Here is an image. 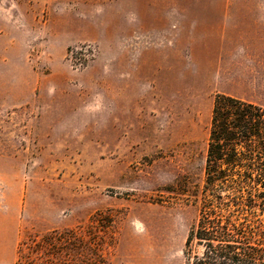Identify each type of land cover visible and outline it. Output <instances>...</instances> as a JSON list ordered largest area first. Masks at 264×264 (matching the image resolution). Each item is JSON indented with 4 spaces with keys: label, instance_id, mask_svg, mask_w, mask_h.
<instances>
[{
    "label": "rangeland",
    "instance_id": "374dc122",
    "mask_svg": "<svg viewBox=\"0 0 264 264\" xmlns=\"http://www.w3.org/2000/svg\"><path fill=\"white\" fill-rule=\"evenodd\" d=\"M217 94L264 106V0H0V264L97 212L108 264H184Z\"/></svg>",
    "mask_w": 264,
    "mask_h": 264
},
{
    "label": "trees",
    "instance_id": "16d2710c",
    "mask_svg": "<svg viewBox=\"0 0 264 264\" xmlns=\"http://www.w3.org/2000/svg\"><path fill=\"white\" fill-rule=\"evenodd\" d=\"M167 191L199 203L184 264H264V106L217 94L202 185L183 178ZM112 227L97 212L85 226L35 235L19 244L14 264H59L63 253L67 264H108Z\"/></svg>",
    "mask_w": 264,
    "mask_h": 264
}]
</instances>
